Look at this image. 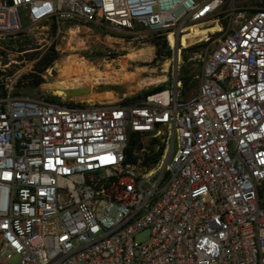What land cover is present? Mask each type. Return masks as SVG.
<instances>
[{"label":"built area","instance_id":"1","mask_svg":"<svg viewBox=\"0 0 264 264\" xmlns=\"http://www.w3.org/2000/svg\"><path fill=\"white\" fill-rule=\"evenodd\" d=\"M82 24L161 38L171 84L90 103L2 83L0 264H264V0H0V43L58 51ZM214 25L188 93V35Z\"/></svg>","mask_w":264,"mask_h":264},{"label":"rangeland","instance_id":"2","mask_svg":"<svg viewBox=\"0 0 264 264\" xmlns=\"http://www.w3.org/2000/svg\"><path fill=\"white\" fill-rule=\"evenodd\" d=\"M252 2L253 1H249L246 5L249 7ZM25 26L28 28L32 27L28 24ZM41 28L42 27L39 26V31L43 32ZM150 39L151 38L141 42L133 41L132 37L111 33L104 30V28L96 26L95 24L67 26L63 37L57 42L59 59L52 65V76L50 77L46 71L39 74L35 67L40 58L47 51H50L47 46L48 38L44 36L40 37L39 35L36 38L18 36L0 43V82L4 84L7 82L16 84L17 87L21 86V92H23L26 96H36L42 92H50L53 94L52 90L56 86L61 75L71 69L70 62L72 64L77 58V60L84 59L88 63H92L94 66L104 71L103 73L105 77L101 79L102 82L100 81L99 84L95 85L93 84V81H85L83 77H81L83 79H80L74 75L71 80H75V86L71 89L90 87L94 90L96 87L101 85H123L126 83H133L134 85L144 78L166 76V81L160 84L144 82L145 87L137 91L133 90L130 92L131 95L128 91V94L126 93L125 96H120L116 93L118 99L108 98L104 99L102 103H116V101L118 102V100L122 98H125L126 100L136 98L138 96L145 95L156 88H165L170 85L172 81L171 74L174 66L173 63H170L172 54L170 53V56L164 57L162 60H156L157 49L154 50L152 44L150 43ZM216 41L217 40H211L208 43L204 42L201 45L195 46L190 49L189 53L183 56L181 59L180 71L183 80L187 76L193 77L199 72L202 66V60L205 59L214 48H216ZM147 49L150 55L141 60L129 61L125 58L129 55L142 54L143 52L145 53ZM165 53L168 54V50L165 51ZM32 56L33 58H39L30 61ZM70 58L71 60L69 61ZM152 59L153 61L151 62ZM166 63H169L171 66L168 73H164V66ZM61 64L63 70L61 69ZM112 69L123 70L124 76H106L112 73ZM107 70L109 72H107ZM61 71H63V73H61ZM71 71L75 74V72H79L80 70L74 68L71 69ZM29 76H39L43 80V83L38 88L32 89L28 85V79H25ZM196 90L197 84L187 86L188 93H195ZM80 100L82 99L80 98Z\"/></svg>","mask_w":264,"mask_h":264},{"label":"bare ground","instance_id":"3","mask_svg":"<svg viewBox=\"0 0 264 264\" xmlns=\"http://www.w3.org/2000/svg\"><path fill=\"white\" fill-rule=\"evenodd\" d=\"M218 31H219V28L216 25H214L212 27H208V28L193 27L191 29V33L188 35V39H195V40H197V43H203V42H205L206 37H207L208 34H215ZM170 40H171V44L174 46L173 40L172 39H170ZM186 40H187V37H185L182 40V46L184 48L188 47ZM195 40H193V41H195ZM143 51H145V50H143ZM143 53L142 54L129 55V56L125 57V58L127 60H129V61H138V60H141L144 57H147V56L150 55L148 49L145 51L144 54ZM77 59L75 61L73 60L74 62L72 64L70 62V67H71V69H74V68L79 69L80 73L79 72H75V74H73L74 70L71 71V69L69 70L68 68H66V69H68L69 71L66 72L65 74L63 73V71H61V73H63V74L61 75L59 81L57 82L56 86L52 90V92H53L52 95L53 96L60 97V98L65 97L66 96V91L67 90H71V88H74V86H75V84H74L75 80H73V81L71 80L74 77V75H76V77L80 78V79L84 78L85 81H89V82L93 81L94 82L93 84H95V85L99 84L101 79L103 77H105V75L103 73L104 71H102L101 69L97 68L92 63H88L84 59H81V60H77ZM70 60H71V58L69 59V61ZM65 66H67V65H65ZM164 67H165L164 73H168L169 69L171 67L170 64L166 63ZM61 69H62V64H61ZM75 71H76V69H75ZM111 71H112V73H110V74H108L106 76H114V77H120V76L123 77L124 76L123 75L124 71L121 70V69H119V70L112 69ZM107 72H109V71L107 70ZM81 77H83V78H81ZM104 80H105V78H104ZM79 81H82V80H79ZM128 81H129V79H128ZM164 81H166V76L156 77V78H144V79H141L138 83L130 86L129 89H128V93L130 94V92H132L133 90L137 91V90H140L143 87H145L144 82H153V84H160V83H162ZM105 84H107V83H105ZM105 86H107V85H105ZM91 87H93V86H91ZM108 98L118 99V96H117L116 92H114V91H106V92H104V93H102L100 95H97L94 92H92L89 96L81 97V99H86L90 103H102V101L104 99H108Z\"/></svg>","mask_w":264,"mask_h":264},{"label":"trees","instance_id":"4","mask_svg":"<svg viewBox=\"0 0 264 264\" xmlns=\"http://www.w3.org/2000/svg\"><path fill=\"white\" fill-rule=\"evenodd\" d=\"M26 24H27V22H25V25ZM150 43L153 46H155L156 49H157V58H156V60H162L164 57L170 56V52H168V54L165 53V51L168 50L167 49V44L161 38L153 36L150 39ZM36 58H39V57H36ZM36 58H33V56H32L30 61L35 60ZM58 59H59V53L55 50V46H53L50 49V51L49 52L47 51L40 58V60L37 62V64L35 65L38 73L39 74L44 73L48 68L52 67L54 62H56ZM153 59L151 60V62L153 61ZM25 79H28V81H29L28 85L32 89L38 88L43 83V80L39 76H29V77H26ZM190 80H191V77H188V76L184 79L185 86H188ZM3 88H4V85L0 82V96L3 93ZM163 89H164V87L156 88L155 90H152V91L146 93L145 95H141V96H138L136 98L127 99L126 103H133V102L139 101V100L145 98L147 95L162 91ZM19 93L20 94L23 93V92H21V86H18L17 94H19ZM130 145H131V147H133L135 145V141L133 139H132V142H131Z\"/></svg>","mask_w":264,"mask_h":264},{"label":"water","instance_id":"5","mask_svg":"<svg viewBox=\"0 0 264 264\" xmlns=\"http://www.w3.org/2000/svg\"><path fill=\"white\" fill-rule=\"evenodd\" d=\"M131 83H126L123 85H101L96 87L94 90H92L90 87L87 88H79V89H71L66 91L65 98L67 100L75 99V98H81L89 96L92 92H94L97 95H100L106 91H114L120 96H125L129 87L132 86Z\"/></svg>","mask_w":264,"mask_h":264}]
</instances>
